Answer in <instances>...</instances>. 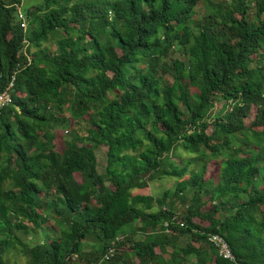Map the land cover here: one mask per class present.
Listing matches in <instances>:
<instances>
[{"label": "trees", "instance_id": "1", "mask_svg": "<svg viewBox=\"0 0 264 264\" xmlns=\"http://www.w3.org/2000/svg\"><path fill=\"white\" fill-rule=\"evenodd\" d=\"M22 3L0 0V264H264V0Z\"/></svg>", "mask_w": 264, "mask_h": 264}, {"label": "rangeland", "instance_id": "2", "mask_svg": "<svg viewBox=\"0 0 264 264\" xmlns=\"http://www.w3.org/2000/svg\"><path fill=\"white\" fill-rule=\"evenodd\" d=\"M35 1L36 0H23V3L21 5L22 9L28 8ZM48 43L53 45L52 41H48ZM222 108H223V104L218 103L216 105V107L214 108L213 112L218 113L220 111V109H222ZM71 127L76 128L79 130L80 133H83L84 128L86 127V123L85 122H82L80 124L70 123L69 125H67L68 129H70ZM61 132H64L63 128H59V130H58V138H57L58 148H60L62 145V138L66 137V134L68 135V133L64 132L62 134ZM96 154H97V159H98V169H99V171H104L105 164H106V146L101 145L100 147H98L96 149ZM214 168H215V166L213 165L211 167V171ZM175 184H176V178L175 177L164 176L161 179H156L151 183L152 192L155 195H162V193L165 189L174 188ZM136 236H138V234ZM89 247L90 246L88 245V249L92 248V247H90V248ZM9 260H10L11 264H26L25 258L23 256L17 254V253H10ZM135 261L138 264L137 259H135ZM72 264H89V263L81 261V262H73Z\"/></svg>", "mask_w": 264, "mask_h": 264}, {"label": "built area", "instance_id": "3", "mask_svg": "<svg viewBox=\"0 0 264 264\" xmlns=\"http://www.w3.org/2000/svg\"><path fill=\"white\" fill-rule=\"evenodd\" d=\"M21 14V11H20ZM15 81H16V72H14L11 75V78L8 80L6 86L2 89H0V111L4 107L8 106L9 104L13 103L14 100V87H15ZM216 245L219 246L220 254H222L225 257H228L230 259L234 258L233 253L230 250V247L228 246L227 242L224 240L223 237L214 234L210 238ZM115 246H109L108 247V253L105 255V259H108L111 257L114 253Z\"/></svg>", "mask_w": 264, "mask_h": 264}]
</instances>
